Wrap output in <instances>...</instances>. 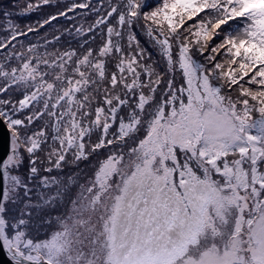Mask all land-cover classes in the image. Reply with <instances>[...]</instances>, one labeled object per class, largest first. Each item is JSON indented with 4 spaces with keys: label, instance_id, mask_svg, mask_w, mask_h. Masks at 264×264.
Instances as JSON below:
<instances>
[{
    "label": "snow or ice",
    "instance_id": "obj_1",
    "mask_svg": "<svg viewBox=\"0 0 264 264\" xmlns=\"http://www.w3.org/2000/svg\"><path fill=\"white\" fill-rule=\"evenodd\" d=\"M0 127L11 264H264V0H13Z\"/></svg>",
    "mask_w": 264,
    "mask_h": 264
},
{
    "label": "water",
    "instance_id": "obj_2",
    "mask_svg": "<svg viewBox=\"0 0 264 264\" xmlns=\"http://www.w3.org/2000/svg\"><path fill=\"white\" fill-rule=\"evenodd\" d=\"M7 146V129L0 127V154L4 153ZM0 264H11L7 254L0 248Z\"/></svg>",
    "mask_w": 264,
    "mask_h": 264
},
{
    "label": "trees",
    "instance_id": "obj_3",
    "mask_svg": "<svg viewBox=\"0 0 264 264\" xmlns=\"http://www.w3.org/2000/svg\"><path fill=\"white\" fill-rule=\"evenodd\" d=\"M12 2H13V0H0V7L7 6V5L11 4ZM39 15H40L39 12L34 11L33 13L30 14V16L28 18H26L24 20V22H28L29 19H36ZM61 22H63V21H61Z\"/></svg>",
    "mask_w": 264,
    "mask_h": 264
}]
</instances>
